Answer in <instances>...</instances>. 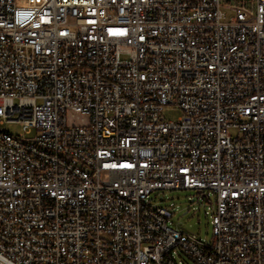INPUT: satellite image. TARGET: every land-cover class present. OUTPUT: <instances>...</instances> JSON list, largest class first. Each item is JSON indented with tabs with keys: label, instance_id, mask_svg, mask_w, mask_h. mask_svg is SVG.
I'll list each match as a JSON object with an SVG mask.
<instances>
[{
	"label": "built area",
	"instance_id": "obj_1",
	"mask_svg": "<svg viewBox=\"0 0 264 264\" xmlns=\"http://www.w3.org/2000/svg\"><path fill=\"white\" fill-rule=\"evenodd\" d=\"M6 121L0 264H264V0H0Z\"/></svg>",
	"mask_w": 264,
	"mask_h": 264
},
{
	"label": "rangeland",
	"instance_id": "obj_2",
	"mask_svg": "<svg viewBox=\"0 0 264 264\" xmlns=\"http://www.w3.org/2000/svg\"><path fill=\"white\" fill-rule=\"evenodd\" d=\"M227 11L230 16L232 14L231 11ZM162 115L166 119L176 120L182 115V110L177 105H166L162 111ZM0 127L12 134H18L22 130V124L17 122L6 121L0 124ZM168 196L169 199L163 200L164 195L160 193L158 199L155 201L159 204H169L171 201H174L181 207L170 218V225L173 228L210 240L212 238V226L206 211L209 214L212 213V207L215 203L214 195L211 196V203L206 199H199L195 190H175L169 192ZM191 197H194V200L197 201L191 202Z\"/></svg>",
	"mask_w": 264,
	"mask_h": 264
},
{
	"label": "water",
	"instance_id": "obj_3",
	"mask_svg": "<svg viewBox=\"0 0 264 264\" xmlns=\"http://www.w3.org/2000/svg\"><path fill=\"white\" fill-rule=\"evenodd\" d=\"M198 192H200V191H198Z\"/></svg>",
	"mask_w": 264,
	"mask_h": 264
}]
</instances>
